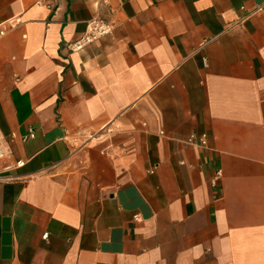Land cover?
Masks as SVG:
<instances>
[{"label": "crops", "instance_id": "obj_1", "mask_svg": "<svg viewBox=\"0 0 264 264\" xmlns=\"http://www.w3.org/2000/svg\"><path fill=\"white\" fill-rule=\"evenodd\" d=\"M91 18L111 32L72 51ZM1 24L0 264H264V0H0Z\"/></svg>", "mask_w": 264, "mask_h": 264}, {"label": "built area", "instance_id": "obj_2", "mask_svg": "<svg viewBox=\"0 0 264 264\" xmlns=\"http://www.w3.org/2000/svg\"><path fill=\"white\" fill-rule=\"evenodd\" d=\"M45 0H36V3H42ZM11 25L1 24L0 25V38L4 35V33L9 29ZM111 32V26L109 23L105 22L104 20L91 18L86 24V30L84 35L77 41L70 44V49L72 51L80 50L83 47L91 44L92 42L96 41L97 39L109 34ZM200 145L204 146L206 144V136L201 135L199 138ZM10 154V149L8 145L5 143L3 136L0 131V160L3 159L5 156ZM220 169L216 170V177H220ZM44 237L46 234L43 235Z\"/></svg>", "mask_w": 264, "mask_h": 264}, {"label": "rangeland", "instance_id": "obj_3", "mask_svg": "<svg viewBox=\"0 0 264 264\" xmlns=\"http://www.w3.org/2000/svg\"><path fill=\"white\" fill-rule=\"evenodd\" d=\"M6 158H7V156H5L3 159H1L0 162L3 161V160H6Z\"/></svg>", "mask_w": 264, "mask_h": 264}]
</instances>
